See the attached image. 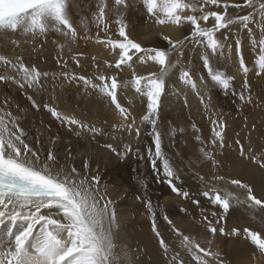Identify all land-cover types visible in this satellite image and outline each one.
Wrapping results in <instances>:
<instances>
[{
	"label": "snow or ice",
	"instance_id": "snow-or-ice-1",
	"mask_svg": "<svg viewBox=\"0 0 264 264\" xmlns=\"http://www.w3.org/2000/svg\"><path fill=\"white\" fill-rule=\"evenodd\" d=\"M71 4L72 0H0V40L4 41L3 47L11 46L14 51L12 56L0 54V66L4 68V72L0 74V85H16L32 109L39 112L43 107L45 112L50 113L54 120L77 138L84 139L89 134L94 138L104 134L96 124L74 114L64 113L52 104L41 105L28 94L27 90L42 91L45 88L44 81L49 79V73L25 63V49L22 45L33 46L31 52L38 54L48 43L49 36L62 37V43L52 40L56 45V63L62 69L58 75L52 74V81L59 80L61 87L65 82L82 81L102 100L114 106L119 123L111 125L113 139L116 138V133L127 132L129 136L135 133L137 138L141 135L136 117L129 108L120 103L118 90L130 86L137 94L145 97L146 112L140 117V124L151 125L152 140L147 150L148 163L158 183L167 185L172 193L187 200L190 198L189 191L178 186L182 182L181 169L174 165L172 158L163 149L162 136L156 127L167 82L174 70L179 69V83L189 85L195 91L206 118L211 123V139L208 143L200 135H196L195 139L202 145L199 148V163L211 162L216 174L206 179L199 172H193L202 189L199 194L214 209H219L211 211L215 226L208 215H202L200 221H196L203 224L207 233L211 234L206 241L209 247H203L193 236L184 234L163 208L154 205L151 199L145 197L144 206L151 221V231L163 250L167 264H223L220 252L211 250L214 238L217 233L221 237L239 236L241 231L233 228L230 233H226L221 222L226 221L230 209L237 207H243L254 217L257 213H264V196L258 198L253 187L240 179H230L226 183L243 190V196L216 186L219 182H225V177L218 174L220 161L217 157L223 155L226 148L232 147L226 141L227 123L212 104V91L207 81L198 87L193 73L182 65L181 58L189 43L203 45L212 56H224L225 49L231 52L232 45L222 42L217 33L227 30L223 40L228 41V33L231 32L236 37L235 55L238 58L239 72L243 76L240 91L237 92L233 87L235 77L226 75L225 71L216 70L208 56L203 58L202 66L212 85L218 87L223 95L236 98L241 106L252 105L254 108L264 109V97H253L249 82L250 69L242 56V41L239 32H232L231 27L239 25L240 30L247 31L251 39L255 32L250 25L259 26L260 38L254 41L258 44L254 71L256 77L264 79V0H243V4L229 3V0H142L147 19L156 27L190 28L189 34L183 39H173L161 32V39L167 43V49L143 46L132 38L125 18L131 7L129 0H113L111 8L107 0H98L96 11L91 14V24L97 29L95 36L89 35V22L83 18L79 21V26L84 34H80L71 13ZM213 8L223 11L211 10ZM229 8H248L252 11L233 18L228 15ZM110 11L115 13L114 21L109 20ZM197 12L199 15L188 14ZM210 22L211 26H207ZM113 23L116 26L114 36L109 31ZM100 33H104V38H101ZM81 39L93 40L96 44L109 48L116 58L114 62L105 60V66L119 71L132 69L130 81L121 83L116 75L98 71L94 77L98 83H95L89 77L77 76L75 72L68 71V59L64 52L67 50L76 67H80L79 57L83 54L72 55V52ZM15 49L20 51L15 53ZM173 55L176 56L175 61L171 59ZM92 60L93 68L99 69L97 58L93 56ZM134 60L141 64L151 62L158 66V71L149 72L147 75L137 74L133 68ZM185 106H188L187 99ZM12 108L17 109L19 114L14 113ZM237 111L242 112L243 107H238ZM24 112L25 109L14 103L11 97L4 96L0 104V264H124V253L117 251L119 221L115 203L109 196L107 187L101 185L99 167L95 175H90V161L85 158L84 171L81 172L72 163L75 157L71 149L63 154L57 150V142L61 140L59 135L49 138L46 153L39 135L35 138L34 145L29 133L21 127L20 121ZM244 122L247 127V116L244 117ZM192 127L199 132L195 125ZM255 128L256 125L253 124L252 130ZM234 143L239 146V156L243 160L264 170V151L254 153L251 146L245 150L239 138ZM100 147L122 162L133 153L130 143L124 144L122 151L117 150L111 143L102 144ZM61 155L64 163H61ZM140 159L144 157L141 156ZM194 163L197 162L189 160V167ZM138 183L147 188L143 177L139 178ZM137 199L141 197L137 196ZM192 203L199 205L200 201L192 199ZM157 211L170 226L171 232L177 238L178 247L187 253L190 260L185 259L181 251H175L166 243L157 228ZM186 211L183 207L179 209L180 213ZM261 219L264 220V216ZM243 235L264 256V236L249 228L243 229Z\"/></svg>",
	"mask_w": 264,
	"mask_h": 264
},
{
	"label": "bare ground",
	"instance_id": "bare-ground-1",
	"mask_svg": "<svg viewBox=\"0 0 264 264\" xmlns=\"http://www.w3.org/2000/svg\"><path fill=\"white\" fill-rule=\"evenodd\" d=\"M97 2L98 0H72L71 13L81 35L84 34V30L80 28L79 21L83 18L91 23V14L92 12L96 11ZM107 2L109 4V7L111 8L113 0H107ZM129 2L131 4V7L127 10L125 18L128 21L131 36L137 42H140L143 46L147 47H160L166 49L165 44H163L162 42L163 39L161 40V32L171 36L173 39H182V35L184 33L182 31V27L162 26L158 28L150 20L147 19L142 0H129ZM229 2L235 3V1L232 0H229ZM86 4H90V7L87 11H85V9H87L85 8ZM78 7L80 9H78ZM109 20H115V13L113 11L109 12ZM115 30L116 26L113 23L111 24L109 29L110 33H112L113 36L115 35ZM96 31L97 29L92 24H89V35L94 36V33ZM100 35L101 38H104V33H100ZM53 39H56L60 43L63 42L62 37H57L55 35L49 36L48 43L45 44L42 52L38 54L34 53L35 56L33 57L31 56L33 55V53L31 52V48L33 46L26 44L22 45V47L25 49V63L29 66L35 65L40 71L49 73V79L47 81H44L45 88L42 91L34 92L35 94H39L40 96V100H37V102L43 105L46 102L47 98L48 104L56 106L60 111L64 113L70 115L74 114L80 119H84L89 123L96 124L97 127H100L103 130L104 134L97 135L94 138L91 137L90 134L86 135V137L84 138L85 145L83 144L84 147H81L79 141L82 139L77 138L74 133L68 132L59 124L58 121L51 119L48 113H42L41 110L44 111L43 107H41V110L39 112H37L35 109H32L30 103L24 102V100L19 95L15 94L16 91L10 89V91L5 90L2 92L0 90V104H2L4 96L8 95L9 97H11L14 103H18L22 108L25 109L23 118L20 121L21 127H23L24 130L29 133V136L33 139L34 145L35 138L38 135L40 136V139L43 143V151L45 153L47 152V149L49 147V138L59 135L61 137V140L57 142V150L63 154L67 149H71L72 155L75 157L72 163H74L81 172L84 171L83 160L85 158L89 159L90 161V175H95L97 172V167H99L101 185L102 187H107L108 194L115 203L116 213L119 221V232L117 235V243L119 247L117 251H122L124 253L122 257L124 264H167V261L163 254V250L160 249L158 240L151 231V221L149 219L147 209L144 206L145 197L151 199L154 205H158L160 208H163L164 212L169 215V218L179 229L184 232V234L193 236L199 231V233L194 236L195 239H197V241H200L203 247H209L206 241L207 238L211 237V234L201 229V227L196 223V218L195 221L191 222V218L189 216V218H185L184 216H182V214L179 212L180 205L177 204L179 205L178 208L175 204L177 202L175 201V203H173L171 199L169 200L168 198L171 190H166L164 188V184L158 183L153 171H151L149 168H146L145 166V160H147V150L151 146V140H148L146 134L151 132V125L147 123L140 124V117L146 112V108H140V105L142 103H145L144 105H146V98L137 94L130 86L118 90V99L120 103L123 106L129 108L133 116L136 117L137 123L141 129V135L139 138H137L135 136V133H132V135L129 136L127 132H123L116 133V138L113 139V130L111 125L113 123H119V119L115 114L114 106H110L106 101L102 100L98 96V94L94 93L88 86L84 85L82 82H65L63 87H61L59 80L55 82L52 81V74L56 73L58 75L62 70L60 67H53V59L55 60L57 55L56 45L52 43ZM158 39H160L161 42ZM3 43L4 41L0 40V54L7 56L14 55V51L11 46L3 47ZM253 49L254 47L250 42L243 43V58H247L246 55L250 50ZM19 51V49H15V53H18ZM76 53L83 54L79 57L81 66L77 67L78 69H74V64L73 68L68 67L67 70L75 72L77 76L83 75L86 77H90L91 79H93V82L98 83V81L94 80V77L99 71L105 72L109 75H116L117 79L121 83H123L124 81H130L131 79L132 69H124L123 71H119L114 68L109 69L105 66V60L114 62L116 56L111 52L109 48H105L103 45H98L93 40H79L77 45L73 47L72 55H75ZM64 56L70 58V54L67 52V50H65ZM93 56L97 58V62L100 65L99 69L93 68ZM228 60L230 63V65L228 64L229 74L232 75V77H235L234 81L239 84L242 74L238 69V58L235 55V46L232 48L227 62ZM69 62L71 63L72 61L69 60ZM247 64L248 66H250L249 63ZM182 65L186 66L187 70H192L193 68V64H189L183 60ZM201 66L202 63L198 66H194V68H200ZM133 68L135 69L137 74L140 75H147L149 72L158 71V66L152 64L151 62L147 64H141L138 60H134ZM178 72L179 71H177V69L176 71L174 70L173 75H176V77H170L167 83L170 84L171 80H178ZM2 73L3 72H1L0 74ZM193 78L195 83L199 87L201 85L199 77L193 73ZM258 79L260 80L258 81ZM258 79L256 80L258 81V83L264 80L262 78ZM201 81L204 82V78ZM170 86L172 89L166 87L168 89H166L165 94L162 96L161 100L160 108L168 110V112H166L165 118L160 121V123H162L164 127L166 125H169L166 124V122H168L169 114L172 113L174 115L176 113V110L178 111L177 114H181L183 110V116L186 114L189 115L190 118L199 119L200 121L209 120L204 118V116L206 117L204 109L199 103V98L194 94L195 91L189 85L181 84L179 87H177L170 84ZM174 89H177L176 92L181 97H183V102L176 103V100L169 98L172 96V92ZM18 91H20V89H18ZM211 91L212 104L216 112H218L219 114L222 111H220L218 105L215 104L217 103V100L221 101V103L225 107H231V105L227 103L228 100L232 102L236 101V99L230 97V95L222 98L217 91H214V89H211ZM215 96H218V99L216 98L217 100H215ZM174 99H179V96ZM185 99H187L188 106H185ZM244 109L245 108L243 106V110ZM11 110L14 113H17V109L12 108ZM183 116L180 119H182ZM105 120H107L108 122L104 123ZM184 124L178 126L179 128H181V130H179L178 132H175L174 129L167 130V128H157L161 133L162 141L170 144L171 142H179L180 144L181 138L183 137V135H185L187 128V125ZM174 138L175 141H173ZM105 143H111L114 147L117 148V150L120 151L123 150L124 144L130 143L133 148V153H130L122 162L115 155L109 153L108 150L100 147V145ZM176 145L177 144L173 146ZM141 156L144 157V159H140ZM184 158L186 159L187 157ZM222 158L224 159V161L220 162L218 174L224 176L230 175V179L241 178L240 180L243 182H250L249 185L258 186L257 193L264 196V170H261L258 166L241 159V157L236 156L234 153H231L230 155H222ZM231 161L233 162V164H231ZM61 163H64L63 155H61ZM206 165H208V167L200 166L199 173L201 175H204L205 178L210 179L212 175L216 174V171L212 169L211 162H207ZM137 171L143 172L145 181L147 183H150V188L147 189L146 194H139L140 184L138 183V181L133 180L138 173ZM226 181L227 180H225V182ZM197 195L199 194L197 193ZM137 196H140L141 199L138 200ZM184 215L187 214L184 213ZM239 218L241 217H236V215H234L233 217L227 216L226 221L230 220L229 222H232L233 225H236L238 222L242 221V218L240 220ZM168 227L170 226L158 211V230L165 239L166 243H168L171 248H173L175 251H181L178 245L171 246L170 237L166 234V232H168ZM202 231L205 233L203 234ZM217 239L219 238L217 237ZM222 241L223 240H221V242ZM239 243L241 244L243 242L239 241ZM239 243L237 244L238 246L240 245ZM232 244L233 243L231 242L230 245L232 246ZM252 249L254 250L252 253L257 251V249L255 248ZM211 250L214 252L219 251L221 254L222 248L219 246V243L216 242L215 239L213 240V243L211 245ZM224 252L226 251L224 250ZM169 255H171V253ZM181 255L185 259L190 260V257L186 252L181 251ZM230 255L231 258H233L235 264L261 263V260L259 258H253V254H249L244 258H240L238 257V251H232ZM222 261L223 264H226V259L223 258Z\"/></svg>",
	"mask_w": 264,
	"mask_h": 264
},
{
	"label": "rangeland",
	"instance_id": "rangeland-1",
	"mask_svg": "<svg viewBox=\"0 0 264 264\" xmlns=\"http://www.w3.org/2000/svg\"><path fill=\"white\" fill-rule=\"evenodd\" d=\"M232 1H235V3L243 4V0H232ZM89 5L90 4H86L85 5V8H87V9H85V11H87L89 9V7H90ZM78 9H80V8L78 7ZM211 10L223 11V9H214V8L211 9ZM250 11H252V9H248V8H242V9L229 8L228 9V15L230 17L235 18V17L240 16V15H245V14H247ZM188 14L199 15L198 12L197 13H188ZM90 21H91V19H90ZM201 23H202V26H203V22H201ZM89 24H91V23H89ZM207 26H211V22ZM231 27H232V32H239V35L241 36L240 39L242 41V44L245 43V42H250L253 45V47H254V49L250 50L249 53L246 55L247 58H245L246 63H249V65H250L249 66V69H250L249 82H250V84L252 86V92H253L254 99L257 96L264 97V80L261 81L260 83H258V81L260 79H258L259 77L255 76V71H254V67L255 66H254V61H253L255 56L258 54V44L255 43L254 41H258L259 38H260L259 26L258 25H250V27L255 32V36L253 38H251V39L249 38L247 31H241L240 30V26L239 25H233ZM182 31L184 32L183 35H182V39H183V37L185 35L189 34L190 28L188 26H182ZM225 32H227V30H222L221 33H217V37L222 42H224L226 44H229V45H232V48H233L235 46L236 37L231 32H229L228 33V35L230 37L229 40L228 41H224L223 40V35H224ZM95 34H96V32L94 33V36H95ZM158 40H160V39H158ZM161 40H160V42H161ZM162 42H163V44H165V48L167 49V47H168L167 43L164 40ZM199 47H200L201 50L199 49ZM229 54H230V52H228V50L225 49L224 56H220V55L212 56L210 54L209 50H207L203 45L189 43L184 48V54H183V57L181 58V60L186 61L189 64H193V68L190 71L192 73L196 74L199 77L200 82L202 83L201 80L204 78V80L207 81V84H208V86L211 89H214V91H217L222 98H225V95L222 94L220 89L218 87H215V86L212 85V82L210 81V79H208L207 72L203 68V66H201L200 68H198V67L194 68V66H198L199 64H201L203 58L205 56H208L210 58V61H211L212 65H213V67L216 70L225 71L226 75L232 76V75L229 74V71H228L230 63H229V60L227 62V59H229ZM31 56L33 57V56H35V54L33 53V55H31ZM65 58L68 59V67H72L73 68V65L75 63L71 60V58H68V57H65ZM175 58H176L175 55H173L171 57V59L173 61L176 60ZM69 60H71L72 62L70 63ZM53 62H52L53 63V67L59 68V66L56 63V59L55 60L53 59ZM55 63H56V65H55ZM75 66L76 65H74V69L75 68L78 69ZM199 70H200V72H199ZM2 71H4V68H3V66H0V73ZM177 71H179V69H177ZM252 72H253V74H252ZM171 77H176V75H172ZM257 79H258V81H256ZM242 82H243V76H241V81H240L239 84L236 83L235 81H233V87L237 90V92L240 91ZM170 84H172L173 86H177V87H179L181 85V84H179L178 80H176V81H172L171 80ZM170 84L167 83V87L169 89L171 88ZM168 88H166V89H168ZM10 89L16 91L15 94L19 95L24 100V102H28L26 100L25 96L21 94V90L18 91L19 88L16 87V85H14V84L0 85V90L2 92L5 91V90L10 91ZM27 91H29L28 94L32 95L34 99H36L38 101L40 100L39 94H35L32 90H27ZM176 91H177V89H174L173 92L171 91L172 92V96L169 97V98L173 99V100H176V103L177 102H179V103L183 102L184 101L182 99L183 97H181ZM194 94L196 95L195 92H194ZM177 96H179V99H174ZM230 97H232V96L230 95ZM216 98L218 99V96H215V100H217ZM232 98H234V97H232ZM236 101H238V100L236 99ZM236 101L232 102V101L228 100L227 103H229L231 105V107H225L221 103V101H219V100H217V103H215L220 108V111H222L220 114L223 115V117H224V119H225V121L227 123V128H226V138L227 139H226V141L228 143L232 144L231 148H226L224 150L223 156L225 154L226 155H230L231 153H234L236 156L240 157L239 156V146L235 145V143H234L237 138H239L241 140L242 144L245 147V150H247V148L249 146H251L253 148L254 153H259L261 151H264V109L254 108V107H252V105H244L245 109L242 112H238L237 111L238 106L239 107H243V106H241L239 101L238 102H236ZM47 102H48V99L46 98V102L45 103H47ZM144 104L145 103H142L140 105V108H146V105H144ZM176 106H177V104H176ZM160 107H161V105H160ZM170 108H171V106H170ZM41 112L44 113L45 111L41 110ZM166 112H168V110H166L164 108H160L159 118L157 120V125H156V127L158 129L159 128H167V130L174 129L175 132H178L179 130H181V128L178 127L179 125L181 126L184 123H185L184 125H187L185 135H183V137L181 138L180 144H179V142H171V144H170V143H166V142L162 141L163 142L162 143V147L165 150V152L168 153L169 156L171 155L170 158H172V160L174 162V165L177 168L181 169L180 176H181V181L182 182L178 186H180L182 189H184L186 191H189V193H190V198L186 200V199H184L182 197L176 196L174 193H172L170 191V189L167 187V185H164V188L166 190L170 191V195H169L168 198H169V200L171 199V201L173 203H175V201H176L177 202V203H175L176 205L177 204L180 205V206L177 205V207L179 206L180 208H182V207L185 208L187 206L185 208V209H187V211L184 212L187 215H184V213H181V214L185 218H189L190 217L191 218L190 219L191 222L195 221V218L197 219V221H200L202 215H208L209 218L213 220V224L215 226V218L211 217V211H213V210L219 211V209H214L213 206L202 195L199 194L202 189H201L200 184L198 183L197 179H195L194 176H193V172H200V166L208 167V165H206L207 162L199 163V161L201 159L200 156H199V148L202 145L199 142L196 141L195 136L196 135H200L201 139L205 143H208V141L211 139V123H210L209 120H201L200 121L199 119L190 118V116L186 115V114L183 116V114H184L183 110H182L181 114H177L178 111L176 110L175 111L176 113L174 115L172 113H170L172 115L169 114L168 122H166V124H169V125H166L164 127L162 125V123H160V121H162V119L165 118ZM45 113H47V112H45ZM182 116H183V118L180 119ZM245 116L248 117L247 127H245V122H244V117ZM204 118L207 119L205 116H204ZM172 121H174V122H172ZM253 124L256 125L255 130H252V125ZM193 125H195L196 128L199 129L198 133L193 129V127H192ZM237 133H239V137H237ZM146 136H147L148 140H152L151 132L146 134ZM83 141H84V143H83ZM173 141H175V138H174ZM79 142H80L81 147H84L85 140L82 139ZM174 143L177 144V145L173 146V145H175ZM168 145H170V146H168ZM177 153H179V155H177ZM184 157H187V158L185 159ZM217 159L220 162L224 161V159L222 158V155H218ZM189 160L196 161L197 163H194L191 166V168H190L189 164H188ZM145 161H146L145 162L146 163L145 164L146 168H149L152 171V168H151L150 164L148 163V160H145ZM247 162H249V161H247ZM231 164H233L232 161H231ZM256 166H258V165H256ZM198 168H199V171H198ZM137 172L138 173L136 174V177L133 180L138 181L139 178H141V177L144 178V175H143L144 173L143 172H139V171H137ZM224 177H225V180H230V178H231L230 175L224 176ZM161 179H162V177H161ZM214 183H216V182H214ZM245 183L250 184V182H245ZM146 185H147V188L145 189V187H143L140 184L139 194H146L147 193V189L150 188V183L146 182ZM216 186H218V187H220L222 189L226 188L229 191H233V192L241 194V196H243V190H240V189L236 188L235 186H232V185H230V184H228L226 182H219ZM252 187L254 189V194H256L258 196V198L261 197L262 195L257 193L258 186H252ZM197 193L199 195H197ZM192 199H198L200 201V204L199 205L193 204L192 203ZM181 205H184V206H181ZM202 209L204 210L203 212H202ZM236 210H238V211H236ZM191 211H193V212H191ZM157 213H158V211H157ZM234 215H236V217H241L242 221L238 222L236 225H233L232 222H229L230 220L221 222V224L225 228L226 233H230L233 228H237V229H239L241 231V234L239 236L227 235V236L221 237L219 235V233H217V235H216V237L214 239L216 240V242L219 243V246L223 250V251L221 250V257L220 258L222 260H223V258L226 259V264H235L234 261H233V258H231L230 253L232 251H234V252L238 251V257L244 258L245 256H247L249 254H253L252 255L253 258H259L261 260L260 264H264V256H261V254L259 253L258 250L256 252L252 253L254 251L252 248H255V247L253 245H251L250 241H248L245 238V236L243 235V229L244 228H249L250 230L257 231V232L261 233L262 236H264V220L261 219V216H264V213H257L255 215V217H254L252 213L246 211L243 207H237V208L230 209V212H229L228 216L229 217H233ZM194 216H196V217H194ZM241 218H239V220ZM197 224L201 227V229L203 231L207 232V229H206V227L203 224H201V223H197ZM203 231H202V233L204 234L205 232H203ZM198 233H199V231L196 234H198ZM166 234H167V236L170 237L171 246H177L178 245L177 238H175L174 234H172L170 227H168V232H166ZM196 234H194L193 237ZM217 237L219 239H217ZM221 240H223V241L221 242ZM239 241L243 242V243L240 244ZM231 242L233 243L232 246L230 245ZM238 243L240 244L239 246L237 245ZM238 247H240V248H238ZM224 250L226 252H224ZM244 251H247V252H244ZM242 253H244V254H242Z\"/></svg>",
	"mask_w": 264,
	"mask_h": 264
}]
</instances>
